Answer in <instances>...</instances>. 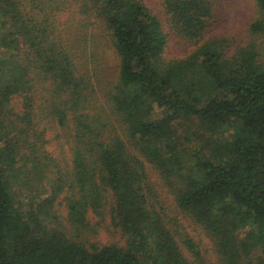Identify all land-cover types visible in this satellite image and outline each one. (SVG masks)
<instances>
[{"label": "trees", "instance_id": "obj_1", "mask_svg": "<svg viewBox=\"0 0 264 264\" xmlns=\"http://www.w3.org/2000/svg\"><path fill=\"white\" fill-rule=\"evenodd\" d=\"M253 2L246 30L200 42L211 1L161 0L176 41L196 44L167 59L169 33L146 0H0V264H205L174 231L148 164L211 239L216 264H264L251 256L264 255V0ZM179 118L208 135L192 163ZM47 125L68 155L46 157L51 192L23 205L6 178L10 132L45 150ZM102 225L122 242L93 239Z\"/></svg>", "mask_w": 264, "mask_h": 264}, {"label": "rangeland", "instance_id": "obj_2", "mask_svg": "<svg viewBox=\"0 0 264 264\" xmlns=\"http://www.w3.org/2000/svg\"><path fill=\"white\" fill-rule=\"evenodd\" d=\"M147 3L158 13L163 21V27L168 35V42L165 48L164 56L167 59L182 58L188 55L192 49L195 47V43L187 42L182 44L177 42L172 34L168 22V16L166 15L161 3V0H146ZM213 9V16L208 22V26L203 33V39H208L212 37L229 36L235 33H241L246 30L249 25L256 18V8L253 0H210ZM258 48L261 49V59H264V36L257 37L255 40ZM111 54V50L108 51ZM6 54V49L0 44V56ZM37 90H40L37 87ZM39 92V91H38ZM36 94L35 98L40 96ZM40 102V101H39ZM14 107V111H18L19 104L18 100L15 99L11 102ZM3 122L6 123L8 119L4 116ZM46 119L42 120V124L46 125ZM174 125L180 134L186 139L182 138L184 141V147L190 155V163L194 159L193 151L196 148H201L205 141V136H208L203 131L200 130L199 126L196 124V119L194 118H179L174 121ZM49 130H47L43 135L44 148L45 150H38L34 144L33 137L30 134H26L22 131L18 132L16 136L14 131L10 132L11 135H15L11 139L14 142V154L16 156V162L13 164V168L10 170V175H8L7 181H11L12 191L16 194L23 205L29 203H34L43 197L50 194L52 188V182L57 176V171L53 168V164L46 157H52L57 161L62 158L67 157L68 151L66 147H62L55 137L56 130L52 125H47ZM20 127V126H18ZM40 128L41 126L38 125ZM204 133V136L200 134ZM7 140V139H6ZM2 143L0 142V145ZM64 152V155L62 154ZM147 183L152 189L157 201L163 206L172 221V227L174 231L177 232L179 239H184L188 237L200 249L203 255V263L205 264H216V256L212 247L211 239L205 234V232L193 221L185 216L175 205L173 196L167 191V187L163 179L159 176L157 171L153 169L149 164L147 165ZM54 210H56L57 216L63 221L65 216V206L63 204L62 195L57 198L54 204ZM94 221L95 216L92 218ZM108 223V218H106ZM241 234H244L241 232ZM93 239L98 240L100 243H118L120 244L123 240L121 233L113 229L110 226H100L98 228V234L94 236ZM181 241V240H179ZM183 246V245H182ZM257 246H254V248ZM251 256L255 258L256 261L264 263V255L258 249L255 248Z\"/></svg>", "mask_w": 264, "mask_h": 264}]
</instances>
